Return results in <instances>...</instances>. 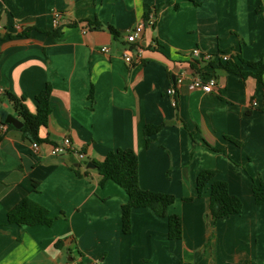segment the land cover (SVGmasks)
Returning <instances> with one entry per match:
<instances>
[{
	"label": "crops",
	"instance_id": "crops-1",
	"mask_svg": "<svg viewBox=\"0 0 264 264\" xmlns=\"http://www.w3.org/2000/svg\"><path fill=\"white\" fill-rule=\"evenodd\" d=\"M139 23L144 32L131 45ZM129 48L140 51L132 64L122 57ZM195 48L229 61H195ZM263 53L264 0H0V112L18 118L11 93L36 113L37 96L52 86L37 149L15 127L0 137V264H264V205L252 191L253 180L264 182V75L259 82L246 64ZM227 63L253 74L242 79ZM192 64L217 79L214 92L190 88ZM179 77L174 107L167 90ZM146 125L162 126L148 146ZM65 138L86 160L52 154ZM119 149L137 152L142 189L177 198L169 213L182 217L181 240H170L168 219L149 208L133 210L124 234L127 193L112 181L101 187L88 168ZM205 170L241 199L239 215L213 219L211 185L197 195ZM24 198L54 224H10Z\"/></svg>",
	"mask_w": 264,
	"mask_h": 264
},
{
	"label": "trees",
	"instance_id": "trees-1",
	"mask_svg": "<svg viewBox=\"0 0 264 264\" xmlns=\"http://www.w3.org/2000/svg\"><path fill=\"white\" fill-rule=\"evenodd\" d=\"M261 7H259V10ZM148 14V13H147ZM97 27H100L98 25ZM61 27H56L51 35L59 36ZM110 32L116 37L120 34L113 28H109ZM256 73L244 72L243 67L227 63L224 68L227 71L237 73L242 79L253 74L254 77L263 83L264 75V53L257 62L246 63ZM197 73H202L196 64H192ZM212 67V65H210ZM208 75V74H205ZM9 99L13 104L18 118L23 123L21 131L33 143H42L40 138V130L46 127L52 114L51 96L52 86L48 84L46 88L37 96V112L31 113L25 104L23 97H18L8 93ZM3 123V121H1ZM9 127L14 128L12 125ZM162 126L146 125L144 135L146 137V145L148 146L151 138L155 136ZM215 150V149H214ZM96 168L100 174V186L103 187L106 182L112 181L125 190L128 195V201L122 206V223L124 234L132 231V212L134 209L149 208L158 216L167 218L169 224L168 236L172 241L181 240L183 238V220L178 214H170L169 209L173 206L177 198L170 194L159 193L144 190L140 185L139 176V158L137 152L132 149H119L111 151L107 154L104 161L95 162ZM216 171H202L197 179V195L202 197L207 186L211 185L210 196V212L215 221L239 215L243 210V203L240 198L230 193L228 184L223 181L215 180ZM253 196L257 205H264V182L253 180L252 185ZM186 202L193 201V198H185ZM55 217L51 216L49 210L43 205L33 201L30 198L22 199L9 213L8 221L10 224L19 226H52Z\"/></svg>",
	"mask_w": 264,
	"mask_h": 264
},
{
	"label": "built area",
	"instance_id": "built-area-1",
	"mask_svg": "<svg viewBox=\"0 0 264 264\" xmlns=\"http://www.w3.org/2000/svg\"><path fill=\"white\" fill-rule=\"evenodd\" d=\"M54 24L55 27H60L62 24V15L59 12L54 13ZM155 21V15L153 14L151 16V19L149 20V24H154ZM145 29V23H139L136 25L127 35L126 39L127 42L131 45H134L136 41L139 39L141 34L144 32ZM135 51L132 50V48H129L125 51H123L122 57L126 63L132 64L134 62V53H140V51L135 48ZM103 52H109L108 48L104 47L102 49ZM139 56V55H138ZM191 58L195 61L199 62H211L215 59H220L223 62L229 61L228 55H214L208 51L201 50L199 48L193 49L191 52ZM197 75L192 79L190 83L191 89H202L206 93H212L215 91V88L217 86V79L212 78L208 75H205V73H196ZM183 79L182 77H179L175 80V84L172 85L167 90V95L171 97L172 104L174 107L177 105V97H178V87L181 85ZM3 89L0 87V95L3 94ZM251 108H261L258 101H252ZM9 125L6 123H0V137L4 135L8 131ZM34 148L37 149L39 147L38 143H34ZM67 152L75 153L78 158L82 161L86 160L85 154L81 150H77L73 147L72 141L70 138H65L61 143L56 144L52 147V154L56 156H60L62 154H65Z\"/></svg>",
	"mask_w": 264,
	"mask_h": 264
},
{
	"label": "water",
	"instance_id": "water-1",
	"mask_svg": "<svg viewBox=\"0 0 264 264\" xmlns=\"http://www.w3.org/2000/svg\"><path fill=\"white\" fill-rule=\"evenodd\" d=\"M0 114H1L2 121L4 123H6L8 125H12L13 127L17 128V129H21L23 127V123L17 117L9 114L6 111H1ZM88 168L95 169L96 165L94 163H89Z\"/></svg>",
	"mask_w": 264,
	"mask_h": 264
}]
</instances>
